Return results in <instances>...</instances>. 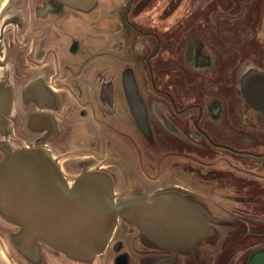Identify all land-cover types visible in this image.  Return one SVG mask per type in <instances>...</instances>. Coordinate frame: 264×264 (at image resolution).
Masks as SVG:
<instances>
[{"label": "flooded vegetation", "instance_id": "af4514ba", "mask_svg": "<svg viewBox=\"0 0 264 264\" xmlns=\"http://www.w3.org/2000/svg\"><path fill=\"white\" fill-rule=\"evenodd\" d=\"M110 2L84 10L59 0H0V160L7 146L39 144L69 185L83 167L108 170L117 185L124 183L118 198L158 182L155 190H174L200 204L210 231L161 246L120 218L104 248L83 260L40 241L25 254L14 240L18 226L0 215V264H153L151 257L159 264H231L232 257L240 264H264L259 203L264 186V0H218L221 25L212 21L203 34L198 31L199 0L132 4L137 13L160 4L158 22L166 31L182 27L190 7L191 29H180L170 42L174 67L178 77L184 75L183 66L201 74L208 86L201 97L196 87L173 93L164 72L153 109L139 97L130 66L118 74V35L123 24L130 31L133 26L128 15L118 12L112 20L102 17V6ZM167 44L164 40V62L170 58ZM153 80L147 78L144 85L152 86ZM135 134L143 141H135ZM246 151H252L249 158L243 156ZM214 198H236L239 205L227 208ZM220 214H234L243 226L240 249L230 245L236 240L230 238L234 227ZM223 232L228 241L221 240ZM247 235L261 247L251 249L254 242Z\"/></svg>", "mask_w": 264, "mask_h": 264}, {"label": "water", "instance_id": "95a60500", "mask_svg": "<svg viewBox=\"0 0 264 264\" xmlns=\"http://www.w3.org/2000/svg\"><path fill=\"white\" fill-rule=\"evenodd\" d=\"M87 10L96 0H59ZM65 195V196H64ZM0 215L18 226L16 245L28 254L37 241L87 260L106 245L118 219L161 246L202 238L209 217L198 203L174 190H135L116 198L112 174L83 167L71 185L41 145L5 147L0 160Z\"/></svg>", "mask_w": 264, "mask_h": 264}, {"label": "rangeland", "instance_id": "374dc122", "mask_svg": "<svg viewBox=\"0 0 264 264\" xmlns=\"http://www.w3.org/2000/svg\"><path fill=\"white\" fill-rule=\"evenodd\" d=\"M110 6L103 5L101 11L99 12L102 17H106L108 19H113V15L118 12V14H124L128 15L127 19H129V22L133 28L130 31V28L127 26V24H123V27L120 26V29L122 32L119 33L118 39H119V49L118 51V57H119V76L120 72L122 71V67H125L124 65H129L133 76L135 77L136 83H137V91L138 95L141 98L143 102L148 103L146 106H150V109H153V105L155 103L157 104V100H159V89H163L164 85L161 81V78L164 76V72L167 73L169 76L170 82H167L166 88L171 90L173 93L180 92L182 94L191 93L190 88L196 87L198 96L201 97L202 94L206 93L205 88H208L205 81H203V76L201 74L191 73L188 69H183V76L178 77L177 71L175 70L174 63L176 56L175 49L170 46V42L174 39L178 38L179 30L185 29L187 26L188 29H191V22L193 13L189 8V15L187 17H184L182 19V27L181 26H174L171 28V30L167 31L164 28L160 27L159 24V10L161 5L156 4L151 10L148 12H141L137 13L135 9L132 7V4L136 3L138 0H110ZM209 0H199L198 2V11L197 16L199 17V33L207 30L208 23L210 26H213L212 21H217L218 26L221 25L222 22V16L219 12V3H217L218 0H214L213 5L209 4L207 8L205 7V4H208ZM96 3H104V0H96ZM127 3V4H125ZM125 4V5H124ZM128 5V9L125 7ZM117 9V11L114 10ZM209 10V11H208ZM195 18V17H194ZM122 27V28H121ZM190 31V30H189ZM218 33V32H217ZM128 34H131L130 37V46H126V42L128 41ZM164 40H167L169 42V45L167 44V48L169 49V61L164 62L162 57V44ZM190 41V40H189ZM218 42V39H216ZM215 42L216 45L218 43ZM133 45V46H132ZM161 46V48L158 49V47ZM109 60V58H108ZM128 63V64H126ZM167 63L169 67L165 70L164 65ZM221 72L225 73L226 64L221 60ZM187 73V74H186ZM151 78L154 79L152 86L144 85L146 84V79ZM204 85V88H202ZM153 104V105H152ZM157 107V106H156ZM140 134V133H139ZM141 135V134H140ZM139 135V136H140ZM138 134H135V141H143L142 137H139ZM131 143V142H130ZM264 157V149L261 150ZM252 151H246V155H243L245 157H250ZM235 152L232 151V154ZM240 154H245V151H240ZM236 156V155H235ZM138 156H135V162L137 163ZM139 158L143 161L142 155L139 156ZM140 162V161H139ZM144 165V163L142 164ZM117 175L119 176L120 173ZM130 176L133 178V174H130ZM143 179V177H140ZM128 185V182H125ZM130 183V182H129ZM146 183V182H144ZM138 184H143V182L139 181ZM160 183L152 184V187H155ZM124 183L121 181L118 183V187L116 188L119 190L120 186L122 187ZM126 185V186H127ZM134 185V184H133ZM145 185V184H144ZM143 185V186H144ZM129 188V186L127 187ZM239 195V194H238ZM116 197H119L118 194ZM260 205L263 207V213L261 214V224L264 228V186L262 188V193L260 195ZM236 200V198H230V199H222V198H214L215 203L219 204L220 206L224 207H231L233 205H239V203H234L233 201ZM250 199H246V201L249 202ZM254 203V201H253ZM247 205V204H245ZM252 216H255L254 212L251 214ZM222 219L226 221L231 227H234L232 230V235H230V238H235V242L230 245H235L237 248L236 250L240 249L241 246L238 244V239L240 238L241 234L243 233L244 229L239 227V223L236 219H234V214H220ZM243 216V215H242ZM243 219V218H239ZM254 221V219H252ZM223 231V230H222ZM248 236V235H247ZM249 242H254L250 246L251 249H256L258 247H261L260 244L255 243V239L253 235H249ZM225 239V241L229 240V237L226 236V233L223 232L221 240ZM263 248H264V241ZM207 253V252H206ZM209 253V252H208ZM241 253V251L238 253V255ZM154 259L151 257V263L153 264H159L157 261H154ZM233 261L231 264H240L241 260L235 261V257H232Z\"/></svg>", "mask_w": 264, "mask_h": 264}, {"label": "crops", "instance_id": "0c3cea01", "mask_svg": "<svg viewBox=\"0 0 264 264\" xmlns=\"http://www.w3.org/2000/svg\"><path fill=\"white\" fill-rule=\"evenodd\" d=\"M53 158V157H52ZM59 167V166H58ZM98 168H102V167H98ZM104 169V168H103ZM114 179V178H113ZM144 180V179H143ZM144 183V182H143ZM72 184V183H71ZM70 184V185H71ZM145 184V183H144ZM69 185V184H68ZM146 185V184H145ZM114 186H115V196L117 195L116 194V192H118V191H120L121 189H123L124 188V186H120V188H119V190H117L116 188L118 187V185H117V183L114 181ZM158 186L156 185L155 187H152L151 185H147L146 186V188H145V191L146 192H156V191H160V190H155V188H157ZM143 191V190H142ZM127 193H129V192H126V193H124V194H126V195H124V196H127V195H129V194H127ZM65 196V195H64ZM124 196H122V197H124ZM116 198H118V197H116ZM121 198V197H120ZM124 220V219H123ZM118 221V220H117ZM126 221V220H125ZM116 225V224H115ZM115 228V227H114ZM114 230V229H113ZM139 231V230H138ZM209 231H210V229H209ZM113 232V231H112ZM112 234V233H111ZM111 236V235H110ZM110 238V237H109ZM180 239V238H179ZM178 239V240H179ZM182 239H186V238H182ZM188 239V238H187ZM195 239H197V238H194L193 240H195ZM188 240H190V239H188ZM191 241V240H190ZM176 243V242H175ZM174 243V244H175ZM173 244V245H174ZM172 246V245H171Z\"/></svg>", "mask_w": 264, "mask_h": 264}]
</instances>
